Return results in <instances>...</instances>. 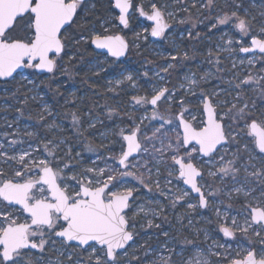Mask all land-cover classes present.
Returning <instances> with one entry per match:
<instances>
[{
	"label": "snow or ice",
	"instance_id": "6c2138e0",
	"mask_svg": "<svg viewBox=\"0 0 264 264\" xmlns=\"http://www.w3.org/2000/svg\"><path fill=\"white\" fill-rule=\"evenodd\" d=\"M174 3L189 18L192 9L214 16L209 32L231 23L241 39L229 38L224 46L209 48L206 62L211 67L198 79L195 72L185 75L179 89L153 84L150 93L132 95L133 106L145 113L151 108V115L125 113L127 122L121 117L119 124L100 133L99 144L92 139V130L105 122L94 115V109H105L109 121L120 117V110L93 104L84 111L75 100L65 99L64 106L74 109L65 117L71 119L75 140L96 157L89 158L91 166H84L82 151L63 137L64 129L47 102L36 115V127L44 130L43 136L38 130H26L23 136L31 141L27 142L20 138L19 129L11 133L15 139L3 133L7 147L0 142V264H212L211 256L226 264H264V2L253 14L245 6L249 0H225L228 10L219 15H215L217 0ZM87 4L88 0H0V84L20 75L32 85L27 91H34L39 87L36 81L19 73L33 70L51 74L47 87L62 96L55 75L63 68L70 45L90 42L102 50L99 55L104 59L93 65V75L99 77L108 71V57L113 58L109 67H118L116 62L129 53V42L120 32L129 28L133 11L151 22L150 32L147 27L143 32L161 40L169 39V21L176 20L168 4L156 0H148L147 5L143 0H109L108 14L96 15L94 20L96 5ZM251 7H256L255 0ZM73 25L80 31L69 36ZM114 27L120 31L113 32ZM141 35L136 33V39ZM187 38L198 41L200 33L189 29ZM235 45L239 53L252 54L247 59L248 72L242 75L233 60L228 70L232 74L226 78L221 56H231ZM168 55L172 62L161 69L164 73L180 61L194 59L196 52ZM73 59L69 56V62ZM244 63V59L239 61ZM257 64L260 68L253 71ZM126 73L121 69L118 78H107L105 93L118 95L125 86L136 89V77ZM53 84L57 85L54 90ZM27 91L20 104L42 100L38 92L29 96ZM18 92H12V97ZM185 97H194L195 106ZM165 104L167 109L162 112ZM16 112L18 122L25 116L24 107H17ZM140 189L155 190L167 203L148 200L137 204ZM221 197L229 202L242 200V210L230 215L232 204L224 205ZM178 206L184 208L183 213L177 214ZM209 208L224 237L235 239L238 232L252 235L259 239L260 248L250 244L233 254L219 251L226 246L213 242L207 251L203 249L197 241L201 233L205 240L208 234L196 227L194 216ZM169 213L180 225L176 235L155 223L168 222ZM237 216H243L242 222ZM153 228L161 229L154 233L158 241L161 235L164 238L158 247L137 243V229ZM185 229L191 238L183 235Z\"/></svg>",
	"mask_w": 264,
	"mask_h": 264
},
{
	"label": "rangeland",
	"instance_id": "374dc122",
	"mask_svg": "<svg viewBox=\"0 0 264 264\" xmlns=\"http://www.w3.org/2000/svg\"><path fill=\"white\" fill-rule=\"evenodd\" d=\"M225 1V0H224ZM94 0H88L87 7H90L91 4H93ZM230 2V0H228ZM264 2V0H255L256 7H248L249 11H251L253 14H257L261 10V4ZM162 3H167L168 4V10L177 12L179 10V6H177L176 3H174V0H165ZM251 4V0H250ZM147 5V4H146ZM199 7V5L197 6ZM197 13V12H196ZM118 14V13H117ZM85 15V13H81V16ZM197 17L196 25L200 28H204L203 31L199 28L197 29H192V27H189L188 25L184 28V30H177L179 28L180 23L177 21L183 19L182 16H176V21H169L171 23L172 27L171 29L168 30L167 36L169 39L167 40H155L151 39L149 33H144L143 29L147 27L150 32V26H148L143 20L139 19V15L137 12L133 11L132 14L130 15L131 21L129 22V28L123 29L125 33L126 31L129 32V38H131L133 46L134 44L139 45L140 50H145L147 54L151 57L156 58V62L150 61L147 57H142L139 63H130V61H133L134 59H129L125 58L122 61H117L116 64L119 62L122 63V66L117 72H111L109 73V69L112 67H109V64L111 63L110 57H108L109 64H105V67L108 69V72L105 77H97L93 75V65L98 61V60H103L104 56L103 55H97L89 60L83 65L85 68V74L86 80L97 83L99 86L103 87L105 90L106 87V80L107 78H118L119 77V72L121 69H126L127 73H131L136 77V83H137V88L132 89L130 87L125 86L122 90L127 96V99H123V97H120V92L118 95H115L113 93H100L99 92L95 95L96 97L100 96L102 99L97 101L95 104H100V105H109L111 107L118 108L119 110L122 111V114H120V117H116V120L113 122H109L106 118H103L101 114H94L99 116L102 120H104V125H97V128L92 130V132L95 133L94 136H92V139L96 144L100 143V133L107 131L108 129L113 128L116 124L120 123L121 117L125 116V113H132L138 117H142L144 115H151V108H149V111L147 113L144 112L142 108H139V106H133L131 103V96L132 95H143L145 92H151V86L155 84L156 86H167L169 88H175L179 89V85L183 82V77L185 75H190L192 72H195L197 74V79L199 78V75L202 74L205 70L209 69L211 66L206 62V53L209 48L215 49L217 46H224L225 41L229 38L233 40H239L241 39V36L236 30L233 28L232 24L224 25V26H219L217 29L212 30L209 32V26L213 21L210 22L208 21V16L204 13V15H199L195 14ZM259 19V17H258ZM184 20V19H183ZM186 21V20H185ZM200 21H203L202 23ZM114 27L113 29H115ZM112 29V31H113ZM191 29L193 33L195 34L196 32L200 33V39L198 41L196 40H189L188 44L185 45V40L187 38V31ZM206 30V31H205ZM116 32V31H113ZM136 33H141V38L136 39ZM125 38H127V35H125ZM147 36V39H144L143 37ZM128 39V38H127ZM247 39L244 38L245 43L247 44ZM136 48V47H135ZM236 51L229 56L228 53H223L221 56V59L223 61V67L226 69L223 75L228 78L231 76V72L228 71L231 69L232 61L235 60L238 64V69L242 72V75H247L248 72V66H247V59L252 55L251 53L249 54H243L239 53V45H235ZM70 49H66V52L69 53ZM193 50L196 52L195 58L190 60V61H180L177 63V66L175 69H170L168 73H164L161 71L163 67L166 66L167 63L172 62L169 57V53L172 55H175L177 51L183 52V51H188L189 54L191 55ZM140 51H138L139 53ZM241 59H244L245 63L244 65H240L239 61ZM138 65V66H137ZM260 68V65H256V69L253 71H256ZM33 71V70H31ZM147 72L148 76L143 77V73ZM19 73H22L23 76H27L29 79L35 80L37 87L34 91H27L28 89L32 88V85L27 84L26 81H23L21 79L20 75H17V79L13 80V83L15 84V87H5L2 86V92L6 93L7 96H12V92L16 91L17 89L23 91L25 93L27 91V94L29 96H32L36 92L39 93V96L42 97L41 99H38L36 101L29 100L28 105L24 106L19 103L20 100H23L24 94L22 96L17 95L16 98H13L9 100L8 98L5 97H0V142L5 144V147H7V141L3 137V133L7 132L9 133L8 139H15L18 137L12 136L11 133L16 131L17 129L20 130V138H23L27 142H31L29 138L26 136H23L24 131H36L38 130L40 132V135L43 136L44 130L43 129H37L36 127V115L39 112L40 108L42 107V104L44 102H47L49 106L54 110L55 109L52 107L51 103L49 100H47L46 92L42 87L40 86L38 80L34 78V76L31 74L30 70H24ZM104 73V72H102ZM126 73V74H127ZM156 73H159V76L156 75ZM173 76V77H172ZM160 77H164L165 79L161 80ZM215 83V81H213ZM64 84V85H63ZM64 91H65V99H71L76 101V106L84 111L87 110V108L83 107L84 99L85 96L87 95V91H93L89 87H82L79 88L77 85L75 86H67L65 82H61L60 84ZM226 87V85H222ZM207 87V85L205 86ZM71 93H75V96H72ZM179 95H183L182 91L179 93ZM249 95H252L251 92H249ZM187 100L192 101V104L190 106H195V98L194 97H185ZM65 102V100H64ZM31 104H36V107H33V111L30 110V105ZM25 107L27 109H24L25 111V116L23 118H20L19 121L17 122V117L19 116V113L16 112L17 107ZM72 106V105H71ZM99 112L105 113V109L103 108H97ZM167 109V105L165 104L161 110L165 111ZM74 110L73 106L71 111ZM27 111V112H26ZM31 111V112H30ZM29 114H31V119L28 118ZM56 114V112H55ZM58 119L57 123L61 124L64 131L62 133L63 137L69 140V138L65 135V132H67V135L71 131V119L69 121L64 120L63 118H59V115L56 114ZM126 120H127V116ZM51 119V118H49ZM86 119V118H85ZM5 120L7 122L12 123V127L8 128ZM155 123V122H153ZM145 124H148V121H145ZM26 126H28L26 128ZM123 126V125H122ZM151 125H149V128ZM72 133V132H71ZM150 134V132H149ZM91 135V133L89 134ZM49 138L51 136L49 135ZM74 141L71 142L72 146L76 148L77 151H82V154L84 156V166H91L90 165V159L95 160V155L91 153H87L86 150L83 149V145H80L78 141L73 138ZM70 141V140H69ZM27 144L25 145H17V148L20 147H26ZM11 151V150H10ZM90 158V159H89ZM2 163V162H0ZM101 166H103L101 164ZM183 187V185H181ZM137 196V204L140 203H146L148 200H160L163 203H167L164 201V198L160 196L158 192L153 190L152 193L147 192L145 189H140L138 193H136ZM221 199H224L225 205H227L229 202L226 198L221 197ZM235 201V200H233ZM232 204V203H231ZM223 208L224 206L221 205ZM242 210V205L238 204H232V208L229 209L230 215L236 216L238 212ZM177 214L183 213L184 209H177ZM237 219L242 222L243 216H237ZM211 221V223H209ZM155 223H160L161 228L163 230L169 231L170 235H176L177 231L180 229V225L177 223L175 216L172 213H169L168 215V222H162L161 220H156ZM184 224H187V220H184ZM194 224H196V227L203 228L204 230L207 231L208 234V239L205 240L203 233H201L197 243L206 251L208 250L209 246L213 245V242L218 245H225V248L218 249L221 252L225 251H231L233 254H235L237 251H240L242 248L248 247L250 244L251 246L256 247L257 249L260 248V243L259 239L255 236L249 235L245 236L241 233L236 234L235 239L231 238H226L223 236L221 232H219L217 224H216V216L213 211V209H203L199 210L195 216H194ZM140 231V236L137 238V243L144 244L146 243L148 246H151L153 248H156L159 246V242L162 241L164 238L161 235L160 236V241L157 240L156 235L154 233H160L161 229H148L146 232L137 229ZM183 235L189 236L191 238V233L188 232L187 229L184 230ZM228 246H231L228 248ZM131 251V249H130ZM54 255V254H52ZM212 264H226V262L219 261L217 257L211 256L210 257Z\"/></svg>",
	"mask_w": 264,
	"mask_h": 264
},
{
	"label": "trees",
	"instance_id": "16d2710c",
	"mask_svg": "<svg viewBox=\"0 0 264 264\" xmlns=\"http://www.w3.org/2000/svg\"><path fill=\"white\" fill-rule=\"evenodd\" d=\"M94 4L96 5V9H95V12L92 15L91 19L94 20L96 15H107L108 14L107 9L109 7V2L105 3L102 0H95ZM177 6H179V9L181 8V5L177 4ZM245 6L251 7L250 0H249V3H246ZM227 10L228 9L225 7V1L224 0H217L216 7H215V15L222 14L223 11H227ZM191 11H192L191 18H189L188 13H186V12H183L180 10H178L176 12V16H182L183 19L186 20L185 23H183V24L180 23L179 28L177 30H181V29L186 28L185 25L192 27L193 23L196 24V21H197V17L195 16V14L197 15L196 10L192 9ZM205 14H206V16H208L207 12H205ZM213 18H214V16H212V17L208 16V21L212 22ZM199 28L200 27H198L196 25V27L194 29L198 30ZM200 29L203 31L204 28L203 29L200 28ZM117 30H118V28H115V31H117ZM79 31L80 30L75 25H73L72 28L69 29L67 34L69 36H74ZM127 38H128L129 44H130L129 56H130V59H134L133 61H131V63L132 64L139 63L142 57L147 56L146 51L140 50L139 48L138 49L135 48L133 46L131 38H129V37H127ZM185 42H186L185 45H187L189 42V39H186ZM68 49H70L69 50L70 55L68 52H67L68 53L67 55H64L63 68L59 72L56 73L55 79L60 84H61V82L66 81L70 84H77V85H80L81 87H84L86 85L87 87L91 88L93 91H87V95L85 96V99H84V107L88 109V108L92 107V105L95 104L97 101L102 99L100 96L96 97L95 95L98 92H99V94L105 92L103 87L99 86L97 83H95V81L91 82V81L86 80L87 75L85 74V68L83 67V65L87 62V60L94 57L95 55H98L99 53L95 52V50L92 48L90 42H82L78 46L70 45ZM138 51H140V52L138 53ZM69 56H74L75 59H73L71 62H69ZM147 57L150 59V61H153V62H156V60H157L156 58L151 57V56H147ZM116 65H118V67L117 66L112 67L110 69L111 72H117L120 69V67L122 66V63L118 62ZM65 69L67 70V72H65ZM30 72L37 79L44 78V81L42 80L40 85H41V87L44 88L48 98L52 100L54 108L56 109V111H55L56 114L59 115V118H63L64 120L69 121L70 117L66 118L65 113L70 112L72 109V106L68 105L67 108L64 106V100H65L64 89L62 87H60V93L63 94L62 96L61 95H54V92L50 91L47 87V85L49 83L48 77L51 74H37L31 70H30ZM69 75L71 76V79H69ZM2 86H8V87L13 88V87H15V84L13 82L12 83L10 82L8 84H0V87H2ZM56 87H57L56 84L52 85L53 90ZM118 91L120 92V94H119L120 97L122 96L123 99H127V96L123 90H118ZM0 94L2 95V97L8 98L10 100L12 99V97L7 96L6 93H4L2 91H0ZM18 94L23 95L24 93H23V91L19 90L17 95ZM94 114H101V116L103 118H106L105 113H103V112L100 113L98 109H94ZM120 114H122L121 110H120ZM122 118L124 119L125 122H127L125 116H123ZM114 120H116V117H114L113 120L109 121V122H113ZM71 132L72 131L68 132V133H70V135L69 134L67 135V132H65V135L69 138L70 142L74 141V139H73L74 136Z\"/></svg>",
	"mask_w": 264,
	"mask_h": 264
},
{
	"label": "flooded vegetation",
	"instance_id": "af4514ba",
	"mask_svg": "<svg viewBox=\"0 0 264 264\" xmlns=\"http://www.w3.org/2000/svg\"><path fill=\"white\" fill-rule=\"evenodd\" d=\"M103 2H105V3H107V2H109V0H102ZM165 0H156V2L158 3V4H160V3H162V2H164ZM134 2L135 3H140L141 2V0H134ZM143 2L145 3V5L148 3V0H143ZM93 3H95V0H94V2ZM147 10V9H146ZM137 14L139 15V13L137 12ZM139 19L140 20H143L148 26H151V22L150 21H147L145 18H143V17H140L139 16ZM131 21V18H129V22ZM171 24V23H170ZM120 28H122V26H120ZM181 30H184V29H181ZM113 31H115V29H113ZM117 31H120V29L118 28V30ZM116 31V32H117ZM179 31V30H178ZM127 33H125V31H121L120 33L123 35V33L125 34V35H127V37H130L129 36V32L128 31H126ZM151 37V36H150ZM127 39V38H126ZM151 39L153 40V39H155V40H160V38H156V37H151ZM132 40V39H131ZM127 41H128V39H127ZM129 42V41H128ZM130 45V44H129ZM96 53H99V52H96ZM146 54H147V52H146ZM95 56H97V55H95ZM147 56H149L148 54H147ZM147 56H144V57H147ZM127 58H129L130 59V56H129V53L127 54V56H126ZM125 57V58H126ZM124 58V59H125ZM148 58V57H147ZM123 59V60H124ZM149 59V58H148ZM122 61V60H121ZM130 63H131V61H130ZM25 70V69H24ZM108 72V71H107ZM107 72H104V73H100V76L99 77H105L106 76V74H107ZM36 73V72H35ZM109 73H111V71H110V69H109ZM98 77V78H99ZM35 78V77H34ZM36 80H38V82H39V84L42 82V80L44 81V78H40V79H37V78H35ZM13 81H11V83H12ZM63 82H65L66 84H67V86H76L77 84H70V83H68V82H66V81H63ZM41 86V85H40ZM79 88H82L80 85H77ZM5 87H8V86H5ZM84 87H86V85L84 86ZM4 88V87H3ZM2 87H0V91L3 89ZM42 89H44L43 87H42ZM19 96H22V95H19L18 94V97ZM46 96H47V94H46ZM0 97H2V95L0 94ZM10 97H12V96H10ZM10 100V99H9ZM47 100H49L50 101V103H51V105H52V107L54 108V105H53V102H52V100L51 99H49L48 98V96H47ZM33 107H36V104H31L30 105V110L31 111H33ZM83 107H84V103H83ZM37 108V107H36ZM85 108V107H84ZM24 109H27V108H25L24 107ZM55 109V108H54ZM178 110V109H177ZM30 111V112H31ZM55 111H56V109H55ZM162 112H163V110H161ZM27 112V111H26ZM67 121V120H66ZM111 123V122H110ZM194 195V194H193ZM231 203L232 204H240V205H243V202H242V200H235V201H231ZM226 203H225V201H224V205H225ZM223 205V206H224ZM177 209H184L183 207H180V206H178V208ZM209 209H211V208H209Z\"/></svg>",
	"mask_w": 264,
	"mask_h": 264
},
{
	"label": "water",
	"instance_id": "95a60500",
	"mask_svg": "<svg viewBox=\"0 0 264 264\" xmlns=\"http://www.w3.org/2000/svg\"><path fill=\"white\" fill-rule=\"evenodd\" d=\"M120 34H121V33H120ZM90 44H91V43H90ZM91 46H92V48H93L95 51H97V52H99V53L102 51V50H96V49L94 48L93 45H91ZM127 54H128V53H127ZM127 54H126V56H127ZM126 56H125V57H126ZM125 57H121L120 60L124 59ZM20 71H24V69L19 70V72H20ZM39 74H45V73H39Z\"/></svg>",
	"mask_w": 264,
	"mask_h": 264
}]
</instances>
